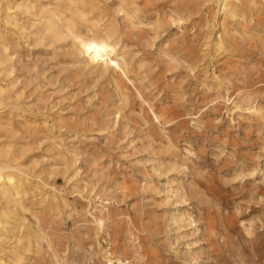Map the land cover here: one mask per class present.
Instances as JSON below:
<instances>
[{
    "label": "rangeland",
    "instance_id": "1",
    "mask_svg": "<svg viewBox=\"0 0 264 264\" xmlns=\"http://www.w3.org/2000/svg\"><path fill=\"white\" fill-rule=\"evenodd\" d=\"M208 8L217 13L213 28V22L205 24ZM222 13L214 0L195 17L179 21L167 15L165 5L158 26L146 27L142 41L127 44L136 69L131 73L135 84H128L130 105L113 98L108 110L98 103L101 95L112 93L110 77L102 70L86 69L82 86H76L67 79L82 67L72 62L68 48L53 51L14 37L20 46L12 74L5 78L0 73V80L3 85L16 81L14 93L22 94L17 114L46 122L52 136L18 161L31 182L46 186L35 194L37 205L31 209L44 212L55 201L62 203L58 229L42 232L40 258L29 254L23 264H264V122L248 112L241 118L229 116L224 101L214 111L217 91L205 87L222 65L238 75L234 78L260 73L264 77V47L257 39L264 37V30L244 34V43L238 37V49L216 53ZM174 42L193 47L204 59L201 68L191 72L179 64L155 81L152 72L159 70L164 50ZM143 78L141 83L138 79ZM234 80L227 98L242 87ZM140 85L149 103L165 105L174 118L187 114L178 120L180 125L166 131L172 134L173 148L160 141L148 148L140 136L148 125L139 117L149 110L134 96ZM258 100H264V94ZM98 115H108L103 131L75 126ZM195 116L200 119L191 120ZM22 121L15 119L16 125ZM11 142L0 134V148ZM57 144L75 145L83 156L64 167L52 149ZM62 198L70 212L64 210ZM102 215L104 228L98 231L95 218ZM25 216L27 222H36L30 213ZM15 243L12 233L0 240L4 262L9 263ZM107 251L120 260L110 263L103 258Z\"/></svg>",
    "mask_w": 264,
    "mask_h": 264
},
{
    "label": "bare ground",
    "instance_id": "2",
    "mask_svg": "<svg viewBox=\"0 0 264 264\" xmlns=\"http://www.w3.org/2000/svg\"><path fill=\"white\" fill-rule=\"evenodd\" d=\"M212 1L214 0H0V73L4 74L5 78L12 74L11 65L20 46V42H15L14 37L19 35L20 40H33L35 45L51 48L53 51L68 48L67 55L73 58L72 62L82 67L81 74L73 72L67 79L76 86H82L80 78L86 69L102 70L104 76H109L112 93L101 95L98 101L106 110L109 109L110 100L113 98H116L120 105L129 106L131 101L128 84H135L136 81L131 79V73L133 74L136 69L133 67L134 59L127 51V44L135 39L142 41L146 27L152 30L158 26L162 17L161 10L165 5L170 10L168 16H174L179 21H188ZM216 2L223 11V19L219 24L221 33L214 43L216 53L223 54L230 49H238V37L244 43V34L250 36V33L256 32L258 28L264 30V0H216ZM216 17L217 13L208 8L205 24L213 22L212 28L215 27ZM228 25H232L233 29H227ZM257 39L264 47V37L258 35ZM121 43L124 46L119 48ZM162 57L158 62L159 70L152 72L155 81H162L176 65L182 64L193 72L200 69V63L204 61L193 47L182 42L171 43L169 48L164 50ZM143 62H140L138 71L145 66ZM137 73L136 75L141 76L140 71ZM233 76L238 77L236 73L227 69L226 65H222L219 67V75L214 74L210 82L205 83L207 90L214 88L217 91L213 104L214 111L218 110L224 101L223 105L227 108L229 116L239 115L241 118L242 114L248 112L254 119L264 122V100H258L260 94H264L263 73L256 77ZM146 79L138 80L142 83ZM234 79L242 87L234 91L232 98H227ZM3 82L4 80H0V134L8 136L13 142L0 148L2 202L0 240H5L9 233H12L16 236V243L10 252L9 263L0 259V264H10V261L13 264L16 262L23 264V261L29 259V254L38 257L41 254V242L45 239L42 234L44 228L58 229L62 217L59 204L62 203L55 201V206L45 208L44 212H34L31 209L37 205V201L34 200L35 194L46 186L31 182L29 174L22 169V164L18 161L21 155L39 148L45 142H50L51 130L46 122L40 124L17 114L21 111V104L18 101L22 94L14 93L16 81L5 85ZM221 92L225 93L224 96ZM134 96L149 109L139 117L144 125H148L147 130L140 134L147 140L146 146L154 148V143L160 141L173 148L172 134L166 131L174 125H180L178 120L187 114L174 118L172 111L166 109L165 105L149 103L143 85L137 87ZM6 108H9L8 114L3 111ZM129 112L125 113V118H130L132 110ZM107 116L98 115L88 120V123L80 122L75 126L85 131L89 130L87 128L98 126L103 131L102 124ZM17 118L23 121L17 122L16 125ZM196 119H200V116H195L191 120ZM52 149L58 151L64 167H68L83 156V151L75 145L69 147L57 144ZM7 155L8 159L4 161L3 158ZM62 202L64 210L69 211V205L64 198ZM53 211L56 212V216ZM25 213H30L36 222L34 224L27 222ZM105 218V215L95 218L96 230H103ZM49 247L53 248V242ZM57 254L55 251L53 256ZM103 258L112 263L116 255L107 251ZM116 259L115 262L120 260Z\"/></svg>",
    "mask_w": 264,
    "mask_h": 264
}]
</instances>
